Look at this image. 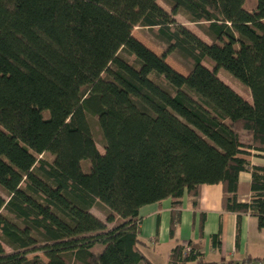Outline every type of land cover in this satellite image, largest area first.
<instances>
[{"label":"trees","instance_id":"obj_1","mask_svg":"<svg viewBox=\"0 0 264 264\" xmlns=\"http://www.w3.org/2000/svg\"><path fill=\"white\" fill-rule=\"evenodd\" d=\"M163 2L169 9L159 0H0V264H153L141 208L171 199L175 238L183 197L197 208L203 184L222 185L238 229L245 213L264 228V166L247 159L264 157V0ZM172 54L190 64L187 74L166 60ZM243 171L248 202L238 199ZM97 201L106 220L91 211ZM56 242L46 259L21 252ZM211 242L221 248V228ZM254 260L264 258L243 262ZM189 262L237 264L208 261L199 241L177 242L169 263Z\"/></svg>","mask_w":264,"mask_h":264},{"label":"crops","instance_id":"obj_2","mask_svg":"<svg viewBox=\"0 0 264 264\" xmlns=\"http://www.w3.org/2000/svg\"><path fill=\"white\" fill-rule=\"evenodd\" d=\"M247 159L252 164L264 166V157L249 155ZM251 179L249 171L240 173L238 191L240 201L248 202L252 199ZM222 196L223 188L220 183L201 185L199 195L195 199L197 208L193 206L194 198L185 195L181 220L176 228L175 238L170 236L171 199L143 206L140 210V236L146 243L143 250L144 247L160 248L162 243L167 244L169 250L165 258L166 263L170 264L169 254L176 243L194 240L202 243L208 261L218 263L235 261L238 263L248 257L252 259L264 258V228L258 227L256 217L245 213L241 217L238 229L237 214L223 210ZM203 213L205 219L201 222ZM201 224L202 228L200 229ZM220 228L221 248L216 249L212 246L211 235L218 232ZM147 257L153 264H157L155 260H151V257ZM186 264H196V262Z\"/></svg>","mask_w":264,"mask_h":264},{"label":"rangeland","instance_id":"obj_3","mask_svg":"<svg viewBox=\"0 0 264 264\" xmlns=\"http://www.w3.org/2000/svg\"><path fill=\"white\" fill-rule=\"evenodd\" d=\"M159 3L162 6L166 7L167 9H169V7L163 2V0H159ZM177 19L181 23L186 24L192 31H194L201 38L205 39L208 42H212L211 37L208 36L205 33L202 24H196V23L189 22L181 14L177 15ZM133 33L138 39H140L142 42H144L152 50H154L158 54H162L163 53V49L158 46L155 38L153 37L152 33L150 32V30L147 27L136 26L134 28ZM166 60L175 69H177L178 71H180L183 74H187V72H188L187 69L190 66V64L188 62H186L185 60H183L182 58H180L177 54H172V55L167 56ZM205 65L207 67H209L210 69H213V65L214 64H213V62L211 60H207V61H205ZM217 72H218V76L225 83H227L229 86H231L233 89H235L245 99H247L249 101H252V97H251L250 91L244 86V84L239 82L230 72H228L224 68H219ZM89 119H90V122H91L92 130H93V134H94L97 146H98V148H99V150L101 152H104V138H103V134H102V131L100 129V126L98 124V121H97L96 117H94L92 115L89 116ZM49 159H51V157H49ZM83 165H84V168L87 169V162H84ZM91 211L96 216L101 218L102 220H106V216H107L108 210L99 201H97L95 203V205L93 206ZM60 244H61L60 242H56V243H49V244H46V245H39V246L30 248V249H27V250H24V251H21V252H22V254L26 255L29 258H31V257H33L35 255H40L41 257L46 259V257L44 256V250L47 249V248L59 246ZM166 245L167 244L162 243L160 248H158V247L154 248L153 246L144 247V252H145V254L147 256L151 257L152 261L155 260L157 264H167L165 255L168 253V250H169L168 247L169 246L168 245L166 246ZM5 249H6L7 252H11L12 251V249L9 246H7V245H5Z\"/></svg>","mask_w":264,"mask_h":264},{"label":"built area","instance_id":"obj_4","mask_svg":"<svg viewBox=\"0 0 264 264\" xmlns=\"http://www.w3.org/2000/svg\"><path fill=\"white\" fill-rule=\"evenodd\" d=\"M237 264H264L263 260H254V261H242L238 262Z\"/></svg>","mask_w":264,"mask_h":264}]
</instances>
